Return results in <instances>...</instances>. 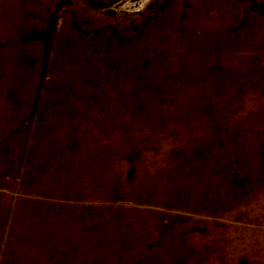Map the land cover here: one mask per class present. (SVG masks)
Instances as JSON below:
<instances>
[{
  "label": "rangeland",
  "instance_id": "1",
  "mask_svg": "<svg viewBox=\"0 0 264 264\" xmlns=\"http://www.w3.org/2000/svg\"><path fill=\"white\" fill-rule=\"evenodd\" d=\"M9 2H16L22 9L32 6L42 13L36 20L37 28L14 30V21L10 24L9 34L11 33L21 46L40 42L44 54L41 61L36 62L35 54L30 51L23 52L20 55V63L15 66V71H22L27 66L35 67L34 70H27L25 75L27 78L37 77L34 89L29 87L28 82L17 94L12 93L8 86L0 88V209L6 213L0 220V264H142L144 257L148 260L146 264H264V0ZM20 11L22 15L18 17L28 22L29 13L21 9ZM3 22L0 17V23ZM152 32L157 44L143 49L150 53V61L156 60L154 67L159 73L148 68L153 65L150 61L142 60V52L135 54L131 65L115 66L117 61L113 60L110 63L113 55L124 54L141 35H151ZM61 35L64 38L69 36L82 44L98 65L89 69L88 64L92 60L86 57V60L71 61L64 67V60L54 61L53 45ZM198 41H201V45H198ZM0 48L5 51V61H9L8 52L11 45L0 42ZM192 56L196 57L199 69H204L208 61L207 75L201 76L199 81L194 79L191 71L189 60ZM73 64L77 66L80 83L75 87L76 93L69 95L66 91L71 90V86L65 78H68V69ZM180 66H187L188 71H180ZM6 79L7 76L0 73V83L7 81ZM91 80H94V84L87 89L86 82ZM207 84L208 90L204 89ZM62 93L69 96L61 101L64 107H59L58 100L44 104L46 97ZM11 95L14 101L9 99ZM112 101L117 104L114 110L117 107L124 111L110 114L112 118L106 119L110 130H120L125 137V146L132 143V140L138 144L135 147L130 146L132 152L121 149L124 145L119 146L120 153L112 155L117 162L126 160L124 163L130 164L135 159L142 174L152 172L162 175L171 171L170 167L179 157L180 160L190 158L184 161V165L190 172L196 171L199 175L205 173V167L201 165L198 170H193L194 159L198 156L204 157L207 151L205 143L210 139L216 140L212 147L217 153L214 163L218 168L224 167L227 180L218 179V174L213 170L209 175H205L208 178L197 197L186 185L182 186L181 190L175 186L176 193L182 194L184 199L196 200L193 208L150 205L146 207L163 215L157 220L158 224L181 228L179 238L169 234L168 240L166 239L169 246L165 250V231L160 233L150 228H142L137 232L132 228L131 217L114 215L126 218L122 231L135 248H131L126 257L118 253L107 262L106 253L112 250L100 248V245L93 250L90 246L95 237L98 240L97 245L100 244L97 226L93 224L89 227V238L85 242L86 230L73 225V221L78 218V210L82 208L86 216H80L84 219L89 217L90 220V217H93L91 210L102 204L108 207L105 210L106 216L110 215L109 210L113 206L122 209L135 207L136 204L130 202V193L120 192L123 187H133L129 182L132 179L127 178V175L134 174V169L125 167L114 173L94 169L96 176L92 184L96 193L106 192L110 187L109 182L113 179L119 181L115 187L118 193L110 199L100 200L88 195L85 186L81 187L77 180L76 185L81 190L75 197L72 192L63 190L65 187L76 186L75 182L68 186L61 181L67 173L68 161L74 157L78 158V155L55 148L56 142L61 138L52 133L53 130L42 133V128L45 123H55L53 121L58 119V112L62 113L60 116L67 114L61 121L64 125L65 122L88 123L89 104L95 107L97 116L102 119ZM191 108L194 110H189ZM188 110L193 112L189 116ZM174 111H177L176 116L172 113ZM172 114L174 123L169 120ZM142 119L151 121V125L148 123L144 128L150 136L146 133L145 136H140L143 133ZM183 120H189L193 125V134L185 141L181 138L179 141V127L185 123ZM131 122L134 124H130L127 130L123 128L124 124ZM64 125L55 127L54 131L61 130ZM4 127L8 128L6 133H3ZM38 132L42 133L44 138H39L36 135ZM87 133L88 131L82 130V138L86 139ZM127 134L132 137L129 139ZM19 135L23 136L22 151L8 146L10 140ZM150 137L155 141L146 156L143 151L144 144ZM40 139L46 141L49 155L46 162L40 166L37 176L44 180V183L32 186L27 182L30 178L28 163L30 157L32 162L34 159L37 161L36 153L40 151L36 149L34 154L30 153L31 145ZM201 139L203 140L200 143ZM223 139L225 142H231L229 149L225 148ZM101 140H98L99 143L94 142V147L99 148L100 156H103L106 152L101 151H106L110 143L108 138ZM198 142L206 148H199ZM49 145L54 148L51 153L47 149ZM195 147L199 150L190 153V149ZM236 147L240 152L233 150ZM83 154L86 156L87 153ZM235 156H240L239 160L246 168L242 176L228 170L229 164L236 159ZM167 157L170 160H167ZM89 174L83 175L82 178L88 177ZM252 174L255 175V181L251 184L248 180ZM169 180L168 188L174 186L171 183L176 185L178 182H187L179 174H174ZM195 180L201 184L198 178ZM26 199L34 200V205L42 215L27 216V206L21 204ZM59 207H69L61 224L58 223L62 216ZM17 213L23 214V218H29L36 224L42 221L43 225H49L51 222L56 225L55 235L52 234L53 231L48 234L53 247L50 251L42 249L38 253L39 257L35 254L34 243L30 246L33 249L28 248L20 255V249L10 246V243L16 241L14 238L23 236L16 233L15 237L9 231L13 216ZM109 221L110 219L101 225H106ZM36 224L35 229L38 228ZM236 228H239V232ZM61 232H66L65 235L69 236L65 247H59L61 238L58 235L62 234ZM191 237L195 239L189 242ZM233 242H237L238 252L228 253L221 247ZM77 244L78 250L75 246ZM175 244L178 247L170 248ZM250 245L254 246L253 249L249 248Z\"/></svg>",
  "mask_w": 264,
  "mask_h": 264
},
{
  "label": "bare ground",
  "instance_id": "2",
  "mask_svg": "<svg viewBox=\"0 0 264 264\" xmlns=\"http://www.w3.org/2000/svg\"><path fill=\"white\" fill-rule=\"evenodd\" d=\"M20 9L24 10L23 12L29 13L30 20L28 22H26L23 18L18 17L20 14L22 15V12L20 11ZM40 15H42V13L39 12L37 9L33 8L32 6L29 7V9H22L20 6H18V4L16 2H14V4H12L9 2V0H0V17H2V19L4 20L3 23H0V42H3L4 44L9 43L11 45L10 52H8L10 55V59L7 62L5 61V56H4L5 51L2 48H0V73H4L7 76V79H6L7 81L3 82L2 84L0 83V88H3L4 86H8V88L9 89L11 88V92L14 94H17L18 92H20L19 91L20 88L22 89L24 84H26L27 82L30 84L29 87H31L32 89L35 88V86L37 84V80H36L37 77L33 76L34 78L33 77L27 78L25 76L27 70H29V69L34 70L35 67L30 68L29 66H27L22 71H18L17 69L15 71V66L18 63H20V61H21L20 55L23 52H28V51L32 52V54H35L36 62H40L41 57L44 54V50H42V46H41L40 42L32 43V45H22V46L18 45L17 41L15 40V37H13L11 35V33L9 34V30H11L9 27H10L11 22L13 23L15 21L16 26H15L14 30L16 29V30L22 31L26 28H37L36 27V25H37L36 20H38V16H40ZM9 20H12V21H9ZM150 34L151 35L144 33L143 35H141L138 38L137 42H135L133 44V47L126 50L124 52V54H122L120 56L113 55L110 63H112L113 61H117L115 66L119 65V67H122L125 65H131V63L134 61L135 54L137 52L143 53L142 54V60L150 61L149 60L150 59V53L143 49V47H147L150 45L154 46L157 44L156 39L153 36V32ZM198 45H201V41H198ZM53 46L55 48V54L53 55V60L54 61L64 60L63 61L64 63L62 64L63 67H64V65L68 66V63H71V61L73 62L76 60V62H80V60H86L85 57L89 60H92L91 63L88 64L89 69H93L94 66L96 67V65H98L96 59L92 58V55H89L88 50L86 48H83L82 44L78 43L76 40L71 39L69 36H66V38H64V36L61 35L59 38L56 39ZM150 62L152 63L153 66L150 65V66H148V68L159 73L158 70L156 71V69L154 67V66H156V60H154V61L151 60ZM189 63L192 65L191 71H192L193 77L196 81H199V78L201 76L207 75L208 61L205 63L204 69L203 68L199 69V67H197L198 61H197L196 57L192 56V58H190V60H189ZM60 69H62V67ZM103 69L104 68H101V70H103ZM68 70H69V76H68L69 79L68 78H65V79H66V82L68 81V83L70 84L71 90L68 89V91H66V92H67V94L70 95V94L76 93L75 87L79 85L80 80L77 76V74H78L77 73V66L75 64H73L71 67H69ZM179 70L182 72H187L188 67L187 66H180ZM93 81L91 80V82H86V88L87 89H89L88 87H91L94 84ZM204 89L208 90V84L206 85V87ZM64 93L59 94V95L57 94L58 96H54L53 94H51L50 96L46 97V99L44 100V104L48 105V104H51V102L58 100L59 107H64V104L61 101H63V99H65V97L68 96V95H64ZM9 97H10L9 98L10 100H12V101L15 100L13 95H11ZM93 104H95V102H93ZM114 106H117V104H115V102L112 101V103L109 104L108 108L106 109V113L103 115L104 117H102V119H101L97 116V111H96L95 107L92 104H89V107L87 108L88 109L87 111L89 112L88 113L89 114L88 115L89 116V122L86 124L84 122H82L81 124H78V123L75 124L74 122L67 124L65 122V125H64V122L61 123V121L64 120V117L67 114L64 116H60L62 113L60 114V112H58L59 113L58 119H56V121H53L55 123H53V124L45 123L43 128H46V129L42 128V133H44L47 130L48 131L53 130L52 133H55V135L59 139L61 138L59 140V142H56L57 144H56L55 148H58L59 150H65L66 152L71 151L72 154L74 153V154L78 155V158L74 157L70 161H68L67 173L68 172L69 173L68 174L66 173L63 180L61 181V183L63 182V183H65V185L67 184L68 186H70L71 183H73V182H75V185H76L77 180H78V184H80L81 187L85 186V189L87 190L88 195H91L92 197L100 198V200L110 199V197L115 196L118 193V190H115V187L117 186V184H119V181H116L114 179L111 180L109 182L110 183L109 186L111 188L109 187V189L106 190V192H104V193L97 194L96 191L93 189V184H92L93 178H94V176H96L95 170L104 171V172H108V173L109 172L114 173V172L118 171L119 169H125V167H132L134 169V174H128L127 175V178L132 179V180H129V182H131L130 184H132L133 187L132 188H130L131 186L123 187L120 190V192L122 191L121 192L122 194L123 193H125V194L130 193V202L132 204H136L135 207L122 209V208H118V207L113 206L109 210V212H110L109 216H111L112 218H109V216L105 215V213H106L105 210L108 209V207L105 204H102L98 208H94L91 210L93 217H90V220H89V217L86 219L82 218V216L83 217L86 216V212L83 211L82 210L83 208H82V209L78 210V212H80V215H82V216L79 215L78 218L75 221H73V225L83 227L86 230V234L84 235L85 242L89 238L88 237V235H89L88 233L90 232L89 227L93 224L97 226L96 230H97L98 238H100V240H101L100 244L97 245L98 240L96 239V237H95V239L92 237L93 239L91 240L90 246L93 250H95V248L97 249L100 246H101L100 248H106V249L108 248V249L112 250L110 253H106L105 259L107 262H110L112 260L113 256L118 254V253L119 254L121 253L126 257V255L128 254L127 252L129 251V253H130L131 248H135V247L131 246L132 242L128 238L125 237L126 235L122 231V227L124 226V224L126 222V218L120 217V216L115 217L114 215L119 214L121 216L126 215V216L131 217L133 220L132 228L134 230H136L137 232L140 231L142 228H150L152 231L160 232V233L165 231L164 238H163L164 239V250H165V249H168L167 246H169L166 243V239L169 237V234L171 233L176 238H179V236L181 234V228L180 227H171L168 224L167 225L158 224L157 220L160 219L163 215L158 214L156 212H153L152 210H150L146 207L149 205L154 206V207H166V206L183 207V206H186L187 208L190 209V208H193L196 200L194 201L193 198L184 199L182 197V194L179 195V193L178 194L176 193L177 190H176L175 186L176 187L178 186V189L181 190L180 188H183L184 185H186L187 189L190 190L191 193L195 197H197L198 196L197 193L205 186V182L208 178L205 175H209V173H211L213 170L218 174V179L223 180V178H224L225 180H227L226 174L223 171L224 167L220 166L218 168L214 163L215 162L214 161L215 156L217 155V153L215 152V149H212V147L214 146V143H216V140H210V139H208V142L205 143L207 145V151H206V154L204 153V157L200 158L198 156L195 159L193 158L195 160L193 170H196V169L198 170V168H200L199 166H201V165H204V167H205V173H202L199 175H198V172H196V171L190 172L189 169L187 168V166L184 165V161H186L187 159H190V158H187V159L181 158V160H180V157H179V159L176 158L177 160H175L173 165L170 167L171 171L166 172L162 175L152 173V172H148L147 174H142L141 167L138 166L137 163H135L134 158H131V159H134V161H132L130 164H125L127 162L126 160H122L121 162H117L116 159L112 157V155H114L116 152H119V149H118L119 146L123 147V145H124L123 143L125 141V139L123 141V138H125V137L122 136L121 132H119L120 130H117L115 132L110 130V124H108L106 119H109L111 117L110 114H115L118 111H124V110H119L117 107H116V110H114L113 109ZM189 110H194V109L191 108ZM189 110L187 111L188 116H189V114L193 113ZM176 112L177 111L172 112L174 114V116L177 115ZM173 114L169 119V120H171V122L174 119ZM54 115H56V114H54ZM146 120L147 119H145V120L142 119L141 121H143L144 124H142V125L139 124V125L143 126V129H142L143 133H141L140 136H145L148 133L147 131L144 130V128H145V125H148V123H149V125H151V121L150 120L146 121ZM188 121L189 120H183V122H185V123L183 125H181L180 127L178 126L180 128L179 129V133H180L179 134V141H181V139L183 141H185L186 138H188L189 136H192V134H193L191 132L193 125ZM200 122H202V121H200ZM109 123H110V121H109ZM173 123H174V120H173ZM130 124H134V123L131 122V123L124 124L123 128H125L127 130L128 127H130ZM63 125L65 126L64 128H62L61 130L54 131L55 127H58V126L60 127ZM3 130H4L3 133H6L8 131V128L4 127ZM82 130H84V132L88 131L86 139L82 138ZM39 132H41V131H39ZM39 132L36 133V135L39 136V138H42L43 135H42V133L40 134ZM229 133H230V131H229ZM127 135L129 136V139L132 137V136H130V134H127ZM10 136H12V135H10ZM148 136H150V134ZM209 136L210 135H208V138H209ZM136 137H139V136H136ZM22 138H23V136L19 135L18 137L14 138L13 140H10V142L8 143V146L11 148H13V146H14L15 150L22 151V149H23ZM105 138L109 139L110 144L109 143L108 144L110 147L107 148L106 151H101V152H106V154H104L103 156H100V153H99L100 149L94 147V142L99 143L98 140H100V139L104 140ZM148 140L149 141H146L147 143L143 142V143H145L144 144L145 148L143 151H144V154H146V156L151 151V144L154 143V141H155L152 139V137H150ZM202 140L203 139L200 140V143L202 142ZM204 140H206V139H204ZM132 141L134 142V140H132ZM132 141H130V142H132ZM222 141L224 144H226L225 148L229 149L231 142L230 143L225 142L224 139ZM133 142L128 144V146L124 145V147L121 149H123L124 151H128V152L131 151L132 152L130 146H134V147L138 146V144H135ZM220 142H221V140H220ZM181 143H183V142H181ZM200 143L199 142L197 143V144H199V148L201 146L205 147L203 144H200ZM236 145L238 146L239 144L237 143ZM254 146H256V145H254ZM46 147H47V143L43 139H40L37 142L35 141L31 145L32 151L30 153L34 154V151L36 149L40 151L39 153H36L37 161L34 159V161H36L35 163H34V161L32 162L31 157H30V163H28L29 164L28 166L30 167V172H28V175L30 176V178H28V181L24 179L25 181L29 182L32 186H33V184L36 186V185H39L41 182L44 183V180L40 179V177H37V176H38L40 166L46 162V159H48L49 153L47 152ZM208 147L210 148L209 151H208ZM47 149H49L50 153L52 152L51 150H54V148L53 147L51 148L50 145L48 146ZM244 149H246V148H244ZM197 150H199L198 147H195V149H190V153H196ZM233 150H236V152H240V149L238 147H236ZM85 152L87 153L86 156L83 154ZM32 154H30V156H32ZM239 159H240V156L236 157V159H234L229 164L228 170H233L242 176V173H244L246 171V168L242 165L241 160H239ZM167 160H170V158L167 157ZM250 161H251V159H250ZM146 164H148V163H146ZM89 173H91V174H89ZM88 174H89L88 177L82 178L83 175H88ZM174 174H179L187 182H185V183L183 182V184H180V182H178V183L176 182L177 183L176 185L171 183V185H174V186H170L168 188V186H167V185H169L168 180L170 178H172L174 176ZM101 175H102V173H101ZM201 175H203V176H201ZM112 177H113V174H112ZM196 178H198L201 181V184L196 182V180H195ZM170 181L171 180H169V182ZM254 181H255V175L252 174L249 177L248 182H250L252 184V183H254ZM76 186L65 187L63 190H68L69 192H72L74 194L73 196L77 197L78 196L77 194H79V191L81 189L78 188V185H76ZM263 187H264V184H263ZM188 190H187V192H188ZM166 191H168L167 194H164ZM182 192H184V191H182ZM61 194L63 195L64 191ZM21 204H23V206H27V212H25L27 214V216L30 217L31 214L42 215V213H40L38 211L39 208L37 209L36 206L34 205L35 204L34 200L26 199V200L22 201ZM38 206H39V204H38ZM68 210H69V207H59V212L62 214V216H60V219L59 220L57 219L58 221H60V222H58L59 224H61V222H63L65 220V215L67 214L66 212ZM120 212L123 214H120ZM43 213H44V211H43ZM5 214H6L5 211L0 209V220H2L5 217ZM96 215H101V216L99 217ZM23 217H24L23 214H18V213L13 216V223H12V226L10 227L9 231H10L11 235L12 234L15 235L16 233H18V234H21V236L22 235L23 236L21 238H18V237L16 239L14 238L13 240H16V241L10 243V246H13L15 248L20 249V255L23 252H25V250L28 248L33 249L30 246H31V244H34V243H35V245L33 247H34L35 254L37 256H39L38 253L41 252L42 249L50 251L53 247L50 244V239H49L48 234L53 231L52 234L55 235V232H57V230L55 231L56 225L53 224L52 222L49 225H43L42 221L41 222L38 221L36 224L33 221H31L29 218L25 219ZM97 217H99V218H97ZM92 219H94V220H92ZM109 219H110V221L107 224L105 223L106 225H101L104 222L108 221ZM170 219H174V218L170 217ZM70 223H72V222H70ZM35 224L38 227L36 229L34 228ZM236 229L239 232V228H236ZM58 233H60V231ZM61 233L63 235L62 234L58 235L61 238L59 247H65L67 244L66 242L68 241L69 236L65 235L66 232H61ZM16 236L17 235H15V237ZM194 239H195V237H191L189 239V242L191 240H194ZM75 246H76V250H78L79 245L77 244ZM175 247H178V246L175 244V245H172L170 248L174 249ZM221 247L222 248L224 247V249H226V252H228V253L238 252V250H239V246L237 245V242H233L231 244L226 243L224 246L222 245ZM253 247L254 246L250 245L249 248L253 249ZM136 248H139V247H136ZM39 259L41 260V258H39ZM143 263L144 264L148 263L147 258H145V257L143 258L142 264Z\"/></svg>",
  "mask_w": 264,
  "mask_h": 264
}]
</instances>
